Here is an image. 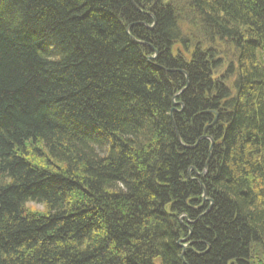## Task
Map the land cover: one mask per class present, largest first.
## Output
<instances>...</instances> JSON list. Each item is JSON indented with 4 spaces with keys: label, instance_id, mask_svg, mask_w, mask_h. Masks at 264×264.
I'll return each mask as SVG.
<instances>
[{
    "label": "trees",
    "instance_id": "1",
    "mask_svg": "<svg viewBox=\"0 0 264 264\" xmlns=\"http://www.w3.org/2000/svg\"><path fill=\"white\" fill-rule=\"evenodd\" d=\"M0 264H264V0H0Z\"/></svg>",
    "mask_w": 264,
    "mask_h": 264
},
{
    "label": "bare ground",
    "instance_id": "2",
    "mask_svg": "<svg viewBox=\"0 0 264 264\" xmlns=\"http://www.w3.org/2000/svg\"><path fill=\"white\" fill-rule=\"evenodd\" d=\"M155 57H156V53L154 52V55L152 57H147V59L149 61H152V60L155 59ZM173 104H174V99H173ZM174 105L181 106V104H174ZM204 139H206V138H204ZM183 248H184L185 251L187 250V246L183 245Z\"/></svg>",
    "mask_w": 264,
    "mask_h": 264
},
{
    "label": "water",
    "instance_id": "3",
    "mask_svg": "<svg viewBox=\"0 0 264 264\" xmlns=\"http://www.w3.org/2000/svg\"><path fill=\"white\" fill-rule=\"evenodd\" d=\"M141 44H143V43H141ZM204 139V138H203ZM213 143L211 142V145H212ZM204 202L206 201L205 199L203 200ZM184 219L185 217H183V216H180L179 218H178V220L179 221H181V219ZM187 241V239H184V240H181L180 242H186ZM185 251V250H184ZM184 251H183V253H184Z\"/></svg>",
    "mask_w": 264,
    "mask_h": 264
},
{
    "label": "rangeland",
    "instance_id": "4",
    "mask_svg": "<svg viewBox=\"0 0 264 264\" xmlns=\"http://www.w3.org/2000/svg\"><path fill=\"white\" fill-rule=\"evenodd\" d=\"M211 147V146H210ZM203 198H204V196H203ZM205 199V198H204ZM203 199V200H204ZM206 200V199H205ZM30 207H32L33 209H35V210H41V207H38V206H34V205H30ZM187 244H185V246H186Z\"/></svg>",
    "mask_w": 264,
    "mask_h": 264
}]
</instances>
